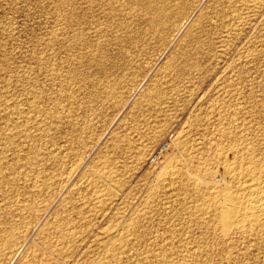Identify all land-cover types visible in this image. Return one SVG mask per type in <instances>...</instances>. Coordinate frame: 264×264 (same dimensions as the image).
I'll use <instances>...</instances> for the list:
<instances>
[{
    "label": "rangeland",
    "instance_id": "rangeland-1",
    "mask_svg": "<svg viewBox=\"0 0 264 264\" xmlns=\"http://www.w3.org/2000/svg\"><path fill=\"white\" fill-rule=\"evenodd\" d=\"M227 191L264 201V0H0V264H264Z\"/></svg>",
    "mask_w": 264,
    "mask_h": 264
},
{
    "label": "bare ground",
    "instance_id": "bare-ground-1",
    "mask_svg": "<svg viewBox=\"0 0 264 264\" xmlns=\"http://www.w3.org/2000/svg\"><path fill=\"white\" fill-rule=\"evenodd\" d=\"M109 1V0H108ZM116 1H118V0H116ZM110 4V3H109ZM176 6V5H175ZM113 8V7H112ZM173 8V7H172ZM176 8H178V7H176ZM109 9V8H108ZM171 10V9H170ZM170 10H169V12H168V14H170ZM173 12V11H172ZM167 15V14H166ZM166 19V18H165ZM164 19V20H165ZM167 20V19H166ZM169 21V20H168ZM152 23V22H151ZM150 24V23H149ZM165 24V23H164ZM160 28H161V26H160ZM158 30V29H157ZM159 31V30H158ZM157 32V31H156ZM256 169V168H255ZM257 170V169H256ZM254 172V171H253ZM251 186V185H250ZM245 187H247V186H245ZM199 188V187H198ZM253 188V187H252ZM245 189V188H244ZM257 189V188H256ZM259 189V188H258ZM249 190V189H248ZM262 190V189H261ZM247 191V190H246ZM252 191V190H251ZM250 190H249V192H251ZM254 192H256V190L254 191ZM254 192H252V195H253V193ZM259 193V192H258ZM249 194H251V193H248V195ZM255 194V193H254ZM257 194V193H256ZM260 194V193H259ZM240 195V194H239ZM238 195V196H239ZM246 195V194H245ZM244 195V196H245ZM252 195H250V196H252ZM258 195V194H257ZM236 194H234V193H232V192H229V191H227L223 196H221L220 198H219V203L224 207V208H228V209H230L232 212H234L235 214H238V216L240 215H242V214H246V213H248V217H249V220H250V218L252 217V216H255L256 215V213L258 212V211H261L260 210V208L264 205V201H261V196H262V194H261V196L260 195H258V197H252V198H245L244 199V197L242 198V199H240L241 198V196L240 197H238ZM247 196V195H246ZM249 196V197H250ZM19 205V204H18ZM221 206V207H222ZM264 207V206H263ZM17 208V207H16ZM50 208V207H49ZM219 208V207H218ZM20 209V208H19ZM18 210V209H17ZM16 210V211H17ZM22 210H24V209H22ZM20 212V211H19ZM218 212V211H217ZM226 212V211H225ZM21 213V212H20ZM10 214V213H9ZM249 214L251 215V217L249 216ZM7 215V214H6ZM247 215V214H246ZM245 215V216H246ZM237 216V215H236ZM244 216V215H243ZM243 216H241L242 218H243ZM244 216V217H245ZM231 217H232V215H231ZM258 217V216H257ZM21 218V217H20ZM224 218V217H223ZM239 218V217H238ZM246 219H248V218H246ZM252 220H254V219H252ZM251 220V221H252ZM256 220H257V218H256ZM239 221H241V220H239ZM9 222V221H8ZM243 222V221H242ZM254 222V221H253ZM14 223V222H13ZM237 223V222H236ZM256 223V222H255ZM238 224V223H237ZM253 224V223H252ZM7 227V226H6ZM5 227V228H6ZM11 228H9V230H10ZM12 229H13V227H12ZM4 231V230H3ZM6 231V230H5ZM242 232V231H241ZM13 236H14V234H12ZM250 237V236H249ZM10 239H11V237H10ZM6 241H8V240H6ZM15 251V250H14ZM14 251L12 252V254H15L14 253ZM16 252V251H15Z\"/></svg>",
    "mask_w": 264,
    "mask_h": 264
}]
</instances>
